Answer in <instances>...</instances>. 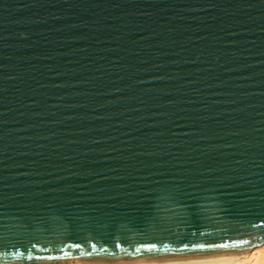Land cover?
<instances>
[{"label": "water", "instance_id": "95a60500", "mask_svg": "<svg viewBox=\"0 0 264 264\" xmlns=\"http://www.w3.org/2000/svg\"><path fill=\"white\" fill-rule=\"evenodd\" d=\"M261 173L264 0H0V203L10 214L34 196L65 210L172 175L213 187ZM262 204L225 214L241 231L221 234L219 257L264 244V221L238 215H264Z\"/></svg>", "mask_w": 264, "mask_h": 264}, {"label": "snow or ice", "instance_id": "6c2138e0", "mask_svg": "<svg viewBox=\"0 0 264 264\" xmlns=\"http://www.w3.org/2000/svg\"><path fill=\"white\" fill-rule=\"evenodd\" d=\"M212 171V170H210ZM161 175H165L161 173ZM202 187L186 178L147 181L140 192L78 196L61 210L52 201L30 198L9 213L0 203V264H36L66 259L134 261L135 264H224L222 233L240 232L226 220L234 206L264 202V173L259 181ZM54 191V190H53ZM0 199H3L0 197ZM52 197V200H59ZM261 206H264L262 204ZM248 227L264 221L260 213L243 212ZM69 249L76 250L75 255Z\"/></svg>", "mask_w": 264, "mask_h": 264}, {"label": "bare ground", "instance_id": "6f19581e", "mask_svg": "<svg viewBox=\"0 0 264 264\" xmlns=\"http://www.w3.org/2000/svg\"><path fill=\"white\" fill-rule=\"evenodd\" d=\"M219 258L224 264H264V244L251 252Z\"/></svg>", "mask_w": 264, "mask_h": 264}]
</instances>
